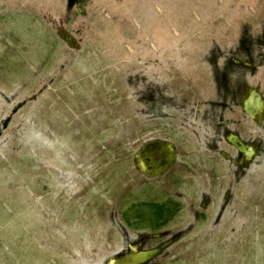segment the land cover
<instances>
[{"label":"rangeland","instance_id":"rangeland-1","mask_svg":"<svg viewBox=\"0 0 264 264\" xmlns=\"http://www.w3.org/2000/svg\"><path fill=\"white\" fill-rule=\"evenodd\" d=\"M244 30L264 46V0H0V264H264V64L219 74ZM150 139L177 150L151 178Z\"/></svg>","mask_w":264,"mask_h":264},{"label":"flooded vegetation","instance_id":"flooded-vegetation-1","mask_svg":"<svg viewBox=\"0 0 264 264\" xmlns=\"http://www.w3.org/2000/svg\"><path fill=\"white\" fill-rule=\"evenodd\" d=\"M245 31V38H246V48L243 50L245 54H238V53H235L234 52V57L233 58H228L227 62L223 64V70L219 73L221 74L224 82L226 80V76L227 75H230V73H232V69H233V66L236 65V67H238V69H248L250 71V73L253 75L254 72L256 71L257 69V64L259 65H262L264 64V51L263 49L261 50V48H264V46L260 45L259 47V50L255 51L254 49V46H256V42L255 40L253 39L252 35L249 33V31ZM263 36H264V30H263ZM245 40V39H244ZM260 41V40H259ZM249 43V44H248ZM260 44H264V41L263 42H259ZM215 60V59H214ZM216 63V61H215ZM230 70V71H229ZM214 72H217L215 71V68H214ZM229 72V74H228ZM218 73V72H217ZM236 74H239L240 75V79H238L237 81V86H236V89L235 90H232L231 93H235L236 94V90L240 91L241 89H243L244 87H246V77H245V74L242 72L240 74L239 71H237ZM239 77V76H237ZM229 80V78H227ZM221 81V80H220ZM223 81H221V84H222V88L224 90V95L226 94V91H227V87L224 86L222 83ZM257 91L256 89H247L246 90V96L245 98L243 99V102L240 104V107H241V110L243 111V113L248 116L250 119H252L255 123H257L258 125L261 124V120L264 119V116H263V112H264V107H263V110L261 112H259L258 110L255 112V114L252 116H249L246 111H245V100L251 96V93L252 92H255ZM258 92V91H257ZM222 95V94H221ZM261 95V94H260ZM263 97V96H262ZM264 100V98H263ZM218 106H220L221 108H224L226 107L225 104H221L219 103ZM222 124V123H221ZM225 131H226V127H225ZM224 136L225 138L227 139V141L236 149V153L233 157H228L229 155H226L225 153L222 152L223 156H226L227 158H229L230 160H232V162L235 164H237V166L239 167H245L247 166L251 161H252V158L253 157H256V155L258 154L259 150L261 149V147H259L260 145V142L261 140L258 139L256 140L255 142H250V141H246V140H243L242 138L239 137L238 133H224ZM234 137L238 138L243 144H244V150H241L239 147H240V141H236V144H233V140H234ZM156 140H159V139H156ZM161 141H164L165 143H168L171 145L172 148H169V147H163V148H155V147H152L151 145H149L147 148H143V144L142 146L140 147V149L137 151V153L135 154V161H137V167L139 170H141V172H143V174L149 178L151 177H157V176H160V175H163L164 173H166L167 171H169L172 166H174L177 162L176 160V154H177V150H176V147L175 145L172 143V142H168V141H165V140H161ZM217 143L216 141L214 142V147H216ZM248 151H253V155L251 157H248L247 156V152ZM141 153V156L140 158H137V155ZM141 161L144 162L145 164V167H146V170H147V173H145L141 166H140V163ZM160 165H166V168L163 172H161L160 174H154L158 167H160ZM169 205V204H168ZM167 205V207H169ZM155 206V205H153ZM160 209L162 208L163 209V212L165 214V211H169L167 210L166 208V205L165 204H162V205H157ZM171 211V210H170ZM154 251L153 250V253L151 255H149L146 259H149L151 256H153L154 254ZM132 252L134 253V250L132 249ZM142 252H136L135 254H131L130 256L128 255H124V257L122 259L124 260H131L132 257L140 254ZM122 252L118 254V256H122ZM143 261V260H141ZM139 261V262H141ZM138 263V262H137ZM129 264H133V263H130Z\"/></svg>","mask_w":264,"mask_h":264},{"label":"water","instance_id":"water-1","mask_svg":"<svg viewBox=\"0 0 264 264\" xmlns=\"http://www.w3.org/2000/svg\"><path fill=\"white\" fill-rule=\"evenodd\" d=\"M264 107V100L262 95H260L259 92L255 91L251 93V96L248 97L245 100V111L249 116H252L255 114V112L258 110L259 112H261L263 110ZM240 141L238 138L234 137L233 140V144H236V141ZM149 145H151L152 147L155 148H163V147H169L172 148L170 144L165 143L164 141L161 140H156V139H150L149 141L145 142L143 144V148H147ZM241 150H244V144L240 141V147ZM253 155V151H248L247 152V156L251 157ZM141 153H139L137 155V158H140ZM140 166L142 168V170L147 173L145 164L143 161H141ZM166 168V165H160V167H158L157 171L154 173L156 174H160L161 172H163ZM153 252H142L134 257L131 258V263L136 264L137 262L141 261V260H145L149 255H151ZM122 261H124V259L120 258L118 255H114L111 256L104 264H120Z\"/></svg>","mask_w":264,"mask_h":264},{"label":"trees","instance_id":"trees-1","mask_svg":"<svg viewBox=\"0 0 264 264\" xmlns=\"http://www.w3.org/2000/svg\"><path fill=\"white\" fill-rule=\"evenodd\" d=\"M155 208V207H154ZM154 208H153V212H154V220H153V225H154V227H157V226H159L158 225V223L159 222H163V218L164 217H162L163 215H164V212H163V209L161 208V209H159V211L158 212H156V210H154ZM145 214H147L146 212H144ZM138 216V218H140V217H142L140 214H138L137 215ZM145 219H142V221H144ZM139 222V221H138ZM137 223V222H136ZM152 223H149V224H152Z\"/></svg>","mask_w":264,"mask_h":264}]
</instances>
